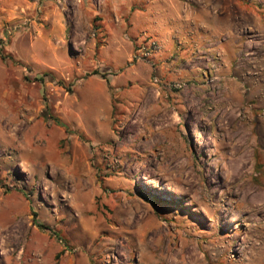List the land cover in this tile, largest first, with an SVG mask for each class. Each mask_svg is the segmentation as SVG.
I'll use <instances>...</instances> for the list:
<instances>
[{
    "label": "rangeland",
    "instance_id": "rangeland-1",
    "mask_svg": "<svg viewBox=\"0 0 264 264\" xmlns=\"http://www.w3.org/2000/svg\"><path fill=\"white\" fill-rule=\"evenodd\" d=\"M178 1L160 73L73 0H0V264H264V0Z\"/></svg>",
    "mask_w": 264,
    "mask_h": 264
},
{
    "label": "crops",
    "instance_id": "crops-1",
    "mask_svg": "<svg viewBox=\"0 0 264 264\" xmlns=\"http://www.w3.org/2000/svg\"><path fill=\"white\" fill-rule=\"evenodd\" d=\"M33 5L41 3L43 9H47L49 4L64 3L66 0H29ZM77 5L75 8L74 19L90 20L92 16H97V26H98V37L107 36V40L113 41L115 44L122 46L120 39L124 38L130 42L134 47L140 36H134L138 30L135 27L141 23L143 25L144 21L152 28L151 37L157 39L160 43V51L154 56L153 62L156 66V72L164 71L170 73V67L173 66V61H169V55L165 50V45L172 41H175V37L181 36V29H183V15L181 14L182 4L178 0H73ZM94 4V5H93ZM144 5L140 9H146L147 15H143L142 11H135V5ZM40 7V8H41ZM52 10L50 14H54V19H63L61 13L57 10ZM6 15H10L11 12L4 9ZM48 15V9L43 11ZM45 16V17H46ZM145 16V17H143ZM144 20V21H143ZM160 20V21H158ZM143 21V22H141ZM152 21V23H151ZM176 24V26H175ZM60 28L57 31V37L61 42H63V37L67 33V28L65 25L60 24ZM167 26H172V29L167 30ZM80 30L77 26L73 29V35L79 34ZM183 39V35H182ZM162 44V45H161ZM180 48L177 47V50ZM100 53V52H99ZM103 61L102 58H98L99 67L100 62ZM95 68H98L97 66ZM78 75V74H77ZM80 81H83L80 79ZM89 84L93 89L102 88L107 94V88L109 81L100 78L99 75H91L86 78L84 84ZM80 85V86H82ZM110 85V84H109ZM78 87V86H77ZM76 91V88H75ZM92 94H96L97 90H91Z\"/></svg>",
    "mask_w": 264,
    "mask_h": 264
},
{
    "label": "built area",
    "instance_id": "built-area-1",
    "mask_svg": "<svg viewBox=\"0 0 264 264\" xmlns=\"http://www.w3.org/2000/svg\"><path fill=\"white\" fill-rule=\"evenodd\" d=\"M92 36H94V34ZM159 50L160 44L157 40L144 36L137 40L134 45L132 60L135 62H146L151 68H154L153 59ZM157 82L158 80H155V83ZM169 86L174 89H181L183 85L181 83H173Z\"/></svg>",
    "mask_w": 264,
    "mask_h": 264
},
{
    "label": "trees",
    "instance_id": "trees-1",
    "mask_svg": "<svg viewBox=\"0 0 264 264\" xmlns=\"http://www.w3.org/2000/svg\"><path fill=\"white\" fill-rule=\"evenodd\" d=\"M91 75H99L101 78L105 79L104 74H100V73H98L97 71L92 72ZM55 122H56L57 124H59L56 120H55ZM32 215H33L34 217H36V213H35L33 210H32ZM37 226H38L39 228H42V229L45 228V227H44L43 225H41V224H37Z\"/></svg>",
    "mask_w": 264,
    "mask_h": 264
}]
</instances>
